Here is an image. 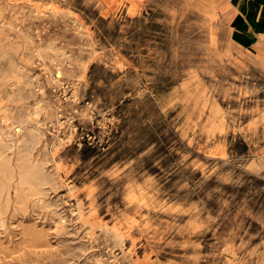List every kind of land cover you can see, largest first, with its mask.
<instances>
[{
  "label": "rangeland",
  "instance_id": "374dc122",
  "mask_svg": "<svg viewBox=\"0 0 264 264\" xmlns=\"http://www.w3.org/2000/svg\"><path fill=\"white\" fill-rule=\"evenodd\" d=\"M230 11L0 0V264H264V38Z\"/></svg>",
  "mask_w": 264,
  "mask_h": 264
},
{
  "label": "crops",
  "instance_id": "0c3cea01",
  "mask_svg": "<svg viewBox=\"0 0 264 264\" xmlns=\"http://www.w3.org/2000/svg\"><path fill=\"white\" fill-rule=\"evenodd\" d=\"M230 28L238 47L256 51L264 38V0H229Z\"/></svg>",
  "mask_w": 264,
  "mask_h": 264
},
{
  "label": "bare ground",
  "instance_id": "6f19581e",
  "mask_svg": "<svg viewBox=\"0 0 264 264\" xmlns=\"http://www.w3.org/2000/svg\"><path fill=\"white\" fill-rule=\"evenodd\" d=\"M4 41V40H3ZM1 47V46H0ZM5 52V51H4ZM3 54V53H2ZM8 55V54H7ZM16 126H22L21 125V123H17V125ZM15 126V127H16ZM15 131H18V132H20L21 131V127L20 128H17V129H15ZM1 132V131H0ZM1 155V154H0ZM16 156V155H15ZM19 156V155H18ZM26 162V161H25ZM9 165V159L7 158V157H2L1 159H0V169H3L4 167H6V166H8ZM23 165V164H22ZM16 167V166H15ZM18 168V167H17ZM30 168V167H29ZM27 169L28 171L30 170V169ZM26 169V168H25ZM31 169H32V167H31ZM36 169V168H35ZM20 170V168L19 169H17V171H19ZM27 170H26V172H27ZM26 172H24L26 175H27V173ZM32 172V171H31ZM19 173V172H18ZM23 173V174H24ZM29 173V172H28ZM37 174V173H36ZM40 174V173H39ZM29 175H31L32 176V174L30 173ZM29 175H27L26 177H23L22 176V180L24 181V182H29V180H30V177H29ZM33 177V176H32ZM21 180V179H20ZM20 182H22V181H20ZM18 202V201H17ZM58 235V234H57Z\"/></svg>",
  "mask_w": 264,
  "mask_h": 264
}]
</instances>
